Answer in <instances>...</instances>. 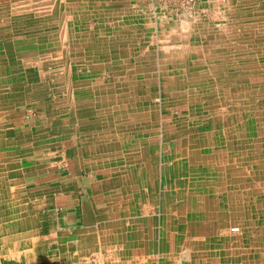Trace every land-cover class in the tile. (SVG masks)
Masks as SVG:
<instances>
[{
    "label": "rangeland",
    "instance_id": "rangeland-1",
    "mask_svg": "<svg viewBox=\"0 0 264 264\" xmlns=\"http://www.w3.org/2000/svg\"><path fill=\"white\" fill-rule=\"evenodd\" d=\"M0 15V161L13 168L19 154L5 115L29 109L28 121L37 117L47 137L45 150L95 168L110 189H100L105 216L97 231L59 236L43 226L17 253L7 246L5 205L19 206L25 191L20 182L9 186L13 173L2 179L0 264H119V209L138 207L155 218L146 264L167 253L173 264H264V0H1ZM34 47L63 55V71L46 68L39 84L19 80L14 63ZM72 86L86 88L76 100ZM146 93L158 106L149 128L132 112ZM73 104L86 119L104 115L105 139ZM78 237L86 241L77 244ZM207 241L212 247L202 248Z\"/></svg>",
    "mask_w": 264,
    "mask_h": 264
},
{
    "label": "crops",
    "instance_id": "crops-1",
    "mask_svg": "<svg viewBox=\"0 0 264 264\" xmlns=\"http://www.w3.org/2000/svg\"><path fill=\"white\" fill-rule=\"evenodd\" d=\"M114 69L117 70V68ZM27 110L29 112V109ZM27 110H25L26 112L17 111L15 116L7 117L5 115L3 122L12 126L13 129L10 130L15 135L13 137L15 151L19 154L15 156L17 159H15L16 165L13 168L11 163L0 161V169L4 170L0 176V196H7L5 193H1L2 188L5 190L7 184L5 180L2 182V179H10V177L13 179L14 176L15 180L9 181V186L11 187L14 182L18 184L20 182L25 191L23 200L18 202L19 209H17L19 206L14 205L10 200V206L5 205L3 225L6 232L9 233L7 246L16 249L17 253L31 243L30 238L34 237L32 233L37 234L36 230H42L43 226L59 236L65 233H78L86 228H91L90 231L93 233L97 231V228H101L103 225L105 216L104 211L99 207V202L106 194L100 192V189L103 186L104 190L108 187L105 186L106 182L103 179L97 177L95 168L87 169L83 163L77 160L68 162L60 151L45 150L49 147L45 146L47 137L42 128H38L39 119L36 117L32 118V121H28ZM2 134L0 132V137L3 136ZM4 135L8 134L4 132ZM136 197L137 200H144L142 196ZM20 217L23 219L24 225L21 224ZM154 222L155 218L151 213L146 214V211L140 210L139 207L119 209V264H140L141 260L146 264L145 260L151 258V246L146 241L155 239ZM196 229L209 232L204 230L205 227ZM164 238H162L163 241ZM85 241V238L80 237L75 240L77 244ZM100 241L102 242V240ZM71 243L72 241H67L69 247ZM211 243L213 244L214 241L203 243L202 248H211ZM7 246L6 248H8ZM165 246L162 243V254ZM100 251H102V247ZM90 252L92 251L89 250L84 255L89 256L92 254ZM100 254L103 255L102 252ZM169 255L167 253L166 260L157 264H173L170 260L172 257ZM68 264H71L70 261Z\"/></svg>",
    "mask_w": 264,
    "mask_h": 264
},
{
    "label": "bare ground",
    "instance_id": "bare-ground-1",
    "mask_svg": "<svg viewBox=\"0 0 264 264\" xmlns=\"http://www.w3.org/2000/svg\"><path fill=\"white\" fill-rule=\"evenodd\" d=\"M1 1V0H0ZM3 2V1H2ZM6 5V4H5ZM7 6V5H6ZM20 7V6H19ZM54 8V7H53ZM17 9V8H16ZM3 10V9H2ZM53 13V12H52ZM19 15H20V13H19ZM1 16V15H0ZM22 16V15H21ZM33 16V15H32ZM11 18L13 17V16H10ZM19 19V18H18ZM13 21V20H12ZM1 24V23H0ZM6 24V23H5ZM16 24V23H15ZM189 24V23H188ZM6 29V28H5ZM20 29V28H19ZM18 29V30H19ZM37 29V28H36ZM185 29V28H184ZM13 32V31H12ZM171 33V32H170ZM4 34V33H3ZM174 34V33H173ZM13 36V35H12ZM40 37H42V36H40ZM19 38V37H18ZM21 38V37H20ZM45 38V37H44ZM44 38L41 40V41H43L44 40ZM55 41V40H54ZM4 42V41H3ZM9 42V41H8ZM6 43V42H5ZM21 43V42H20ZM19 43V44H20ZM23 43V42H22ZM26 43V42H25ZM1 44V43H0ZM7 44V43H6ZM10 44V43H9ZM50 44V43H49ZM55 44V43H54ZM57 44V43H56ZM60 44V43H59ZM4 45V44H3ZM45 45V44H44ZM9 46V45H8ZM10 46H12L11 44H10ZM34 48H36L35 50H33ZM34 48H29V52H28V54L27 53H25L23 56H19V60L18 61H16V63H14V64H17V65H19L20 67H21V70H19V71H15L16 73H17V75H15V76H18L20 79L19 80H21V81H23V82H28V81H32V82H38L37 84H39V82L41 81V80H39V78L38 77H40V75H41V73L47 68V69H50V72H51V74H56L58 71L57 70H59V68L61 67L60 66V64H61V57L63 56V55H60V54H58V55H52V53H48L47 54V52L45 51V50H41V49H38L37 47H34ZM43 48V47H42ZM178 49L181 51V52H183V49H181V47H178ZM177 49V50H178ZM178 50V51H179ZM16 51V50H15ZM2 52V51H1ZM23 53V52H22ZM99 53H100V51H99ZM17 56V57H18ZM85 56V57H84ZM87 56L88 55H83V56H81V59H82V57H84V58H87ZM90 57V56H89ZM15 59V58H14ZM111 59V58H110ZM13 60V59H12ZM80 61V60H79ZM100 61V60H99ZM80 63H82L83 64V62L81 61ZM119 63H120V61H119ZM2 64V63H1ZM0 64V65H1ZM6 64V63H5ZM13 64V65H14ZM82 64L80 65V66H82ZM115 64H117V63H115ZM84 65V64H83ZM123 65H125L124 63H123V61L121 62V65L120 66H123ZM66 66H69L68 64L66 65ZM90 67H92L93 69H95V70H101V69H103L104 68V66L103 65H98V64H90L89 65ZM125 66H128L127 64L125 65ZM11 67H13L12 65H11ZM29 67V68H28ZM14 68V67H13ZM7 69V68H6ZM11 68H9V70H10ZM62 71H63V69L62 68H60ZM76 69V68H75ZM67 70L68 71H70V73H73V71L71 70V68H67ZM66 70V71H67ZM77 70V69H76ZM94 71V70H93ZM98 71V72H99ZM87 72V71H86ZM92 72V71H91ZM76 73V72H75ZM10 74V73H9ZM74 74V73H73ZM46 75V74H45ZM47 75H49V74H47ZM140 75H142V74H140ZM14 76V77H15ZM138 76V75H137ZM149 79V78H148ZM12 80H13V78H12ZM124 80H126V79H124ZM136 80V79H135ZM150 80H151V78H150ZM127 82H128V80H127ZM134 82V81H133ZM22 83V82H21ZM29 84V83H28ZM31 84V83H30ZM48 84V83H47ZM70 84V83H69ZM134 84H135V82H134ZM85 86H87V85H85ZM85 86H81V87H78V88H76V87H74V86H72L73 88H72V90H71V95L72 96H70V97H74V99L76 100V98H79V95L80 94H83L85 91H84V89H86V88H84ZM258 86V85H257ZM88 87V86H87ZM254 87V86H253ZM162 88H166V90L168 89V87L167 86H162ZM91 89V88H90ZM136 90H138V87H137V85H136ZM88 92V91H87ZM90 92V91H89ZM247 92V91H246ZM249 92V91H248ZM91 94H93V93H91ZM110 94L111 93H105L104 95H103V98H104V100L106 101V102H108L109 100L108 99H110L111 98V96H110ZM143 95H145V97H148V101L147 100H144L145 102L144 103H146V104H143V105H141V103H140V100L141 99H143V97H140V99L139 98H137V100H136V102H134V104H133V111L132 112H136V113H138L139 114V116L141 117L140 118V120H139V127H140V125L141 124H143L142 126H143V128H149L151 125H152V122H153V120H155V121H157L156 120V116H158V113H157V110H158V106L156 105V104H151L152 102L150 101V96L152 95V93L151 94H143ZM86 96V95H85ZM76 97V98H75ZM84 97V96H83ZM87 97H89V96H87ZM85 98V97H84ZM92 98V97H91ZM102 98V99H103ZM82 100V99H81ZM88 100H90V99H88ZM93 100V99H92ZM163 100V99H162ZM94 101V100H93ZM156 101V100H155ZM159 101V100H158ZM143 102V101H142ZM254 102V101H253ZM84 105H83V107H87L88 106V103L87 102H85V103H83ZM106 105V104H105ZM108 105V104H107ZM159 105V104H158ZM164 105V104H163ZM77 106V105H76ZM99 107H103V104H99L98 105ZM107 107H109V105L107 106ZM186 107H188V106H186ZM162 108V107H161ZM72 109H73V112L74 113H76L77 115V117H79V118H81V120H82V122L84 123V124H86V125H92V126H94L97 122H98V124H96V130H94L92 133H97L96 134V136L97 137H100L101 139H105V137L108 135L107 134V132H106V128L104 129V122H106L107 120H104L105 119V117H104V115H100V117H102V118H98V119H96V117H95V120H92V118H90L89 119V117L86 119V117H85V115H87L88 113L85 111V110H82V109H79L78 107L76 108L75 107V104H73V107H72ZM110 109V108H109ZM160 109V108H159ZM68 110V109H67ZM108 111V110H107ZM160 111V110H159ZM109 112H110V117H111V119H113L112 117H114V115L115 114H113V113H111V111L109 110ZM161 112V111H160ZM84 116V117H83ZM97 116H99V115H97ZM160 117V116H159ZM158 118V117H157ZM222 118V117H221ZM160 119V118H159ZM111 121V120H110ZM96 122V123H95ZM61 124H67V122H65V118H63V121L62 122H60ZM68 125H70V123H68ZM107 125V124H106ZM72 126V125H71ZM87 127V126H86ZM111 127H113V126H111ZM152 127V126H151ZM85 128V127H84ZM136 129V128H135ZM141 129V128H140ZM72 132V131H71ZM159 132V131H158ZM139 134V133H138ZM95 135V134H94ZM139 137V136H138ZM87 138V137H86ZM92 138V137H91ZM35 139V138H34ZM96 139V138H95ZM98 139V138H97ZM163 140V139H162ZM12 143V142H11ZM104 143V140H101V143H100V145L102 146V144ZM188 143V142H187ZM196 143V142H195ZM198 143V142H197ZM199 146V145H198ZM192 147V146H191ZM205 149V148H204ZM202 150V149H201ZM183 151H185V150H183ZM207 151V150H206ZM209 158V157H208ZM175 159V158H174ZM194 158H192V160H193ZM198 159V158H197ZM196 159V160H197ZM201 159H205L204 161V163H208V164H210V162L209 161H206V157L205 158H203L202 156H201ZM194 161H195V159H194ZM200 160H198V162H199ZM184 162V161H183ZM202 161H200V163H201ZM228 162H229V160H228ZM231 162V161H230ZM187 163V162H186ZM188 167V166H187ZM199 170V169H198ZM204 171V170H203ZM201 173V172H200ZM205 174V173H204ZM212 174H214V173H211V175L210 176H212ZM208 175V174H207ZM188 176V175H187ZM205 177H206V174L204 175ZM261 177V176H260ZM200 178V177H199ZM249 179V178H248ZM229 182V181H228ZM230 189V188H229ZM234 191V190H233ZM232 194V193H231ZM205 197H207V196H205ZM186 198V197H185ZM233 198V197H232ZM231 198V199H232ZM249 200V203L247 202V204H244V206L245 207H247V206H251V203H250V198H248ZM207 200V199H206ZM233 200V199H232ZM237 200V199H236ZM234 201V200H233ZM211 206V205H210ZM208 207V206H207ZM242 207H243V205H242ZM244 207V208H245ZM221 209V208H220ZM176 211V210H175ZM177 212V211H176ZM175 212V213H176ZM249 214V213H248ZM208 219V218H207ZM232 219V218H231ZM216 221V220H215ZM205 223V222H204ZM206 224H208V223H206ZM217 226H219V227H224L223 225L221 226L219 223L218 224H216ZM191 226V225H190ZM193 226V225H192ZM208 226H209V224H208ZM244 226V225H243ZM236 227H238L239 228V231H240V227L239 226H233L232 228H231V230L232 231H235L234 230V228H236ZM194 228V227H193ZM222 229V228H221ZM242 229V228H241ZM246 229V228H245ZM162 230V229H161ZM164 232V231H163ZM183 244V243H182Z\"/></svg>",
    "mask_w": 264,
    "mask_h": 264
},
{
    "label": "built area",
    "instance_id": "built-area-1",
    "mask_svg": "<svg viewBox=\"0 0 264 264\" xmlns=\"http://www.w3.org/2000/svg\"><path fill=\"white\" fill-rule=\"evenodd\" d=\"M186 1V3H194V2H196L197 0H185ZM157 8H163V6H162V4L160 3L159 5H156V7H155V9H157ZM155 11V10H154ZM234 230L235 231H239V228L238 227H236V228H234Z\"/></svg>",
    "mask_w": 264,
    "mask_h": 264
}]
</instances>
